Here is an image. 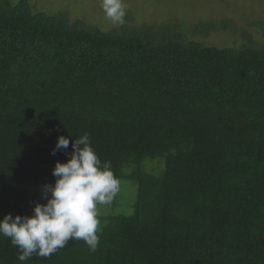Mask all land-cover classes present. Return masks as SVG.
I'll return each instance as SVG.
<instances>
[{"label": "trees", "instance_id": "trees-1", "mask_svg": "<svg viewBox=\"0 0 264 264\" xmlns=\"http://www.w3.org/2000/svg\"><path fill=\"white\" fill-rule=\"evenodd\" d=\"M173 33H106L0 0V219L47 202L40 187L84 133L138 188L132 215L100 217L95 252L70 239L25 264H264V47ZM18 251L0 237V264Z\"/></svg>", "mask_w": 264, "mask_h": 264}, {"label": "clouds", "instance_id": "clouds-1", "mask_svg": "<svg viewBox=\"0 0 264 264\" xmlns=\"http://www.w3.org/2000/svg\"><path fill=\"white\" fill-rule=\"evenodd\" d=\"M101 7L112 24L125 22L126 0H101ZM70 140L71 135H61L52 155L67 149ZM72 148L67 162H56L52 173L55 183L44 185L42 199L46 203L37 202L30 216L8 213L0 219V237L9 238L19 249L20 264L33 255L49 257L70 239L82 240L92 252L99 246L100 207L112 203L120 182L111 161L99 158L89 133L78 136Z\"/></svg>", "mask_w": 264, "mask_h": 264}, {"label": "rangeland", "instance_id": "rangeland-1", "mask_svg": "<svg viewBox=\"0 0 264 264\" xmlns=\"http://www.w3.org/2000/svg\"><path fill=\"white\" fill-rule=\"evenodd\" d=\"M7 1L15 4L19 0ZM29 4L33 12L62 16L73 25L106 33L122 34L152 27L173 30L171 38L178 35L183 44L198 42L207 47L237 50L264 47V29L260 26L264 25V0H126L125 22L118 25L105 17L101 0H29ZM222 22L232 26L222 30ZM209 24H213V30ZM193 29L204 32L194 33ZM119 182L117 196L110 205L100 207V217L134 213L137 185ZM43 188L44 185L39 190L42 196Z\"/></svg>", "mask_w": 264, "mask_h": 264}]
</instances>
